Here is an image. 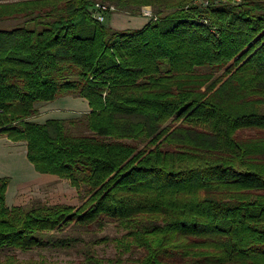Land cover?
I'll return each instance as SVG.
<instances>
[{
    "label": "trees",
    "instance_id": "16d2710c",
    "mask_svg": "<svg viewBox=\"0 0 264 264\" xmlns=\"http://www.w3.org/2000/svg\"><path fill=\"white\" fill-rule=\"evenodd\" d=\"M97 2L0 0L16 22L0 29V137L84 199L8 207L0 178V250L74 246L55 234L111 221L138 264H264V0H101L152 9L129 30L98 22ZM68 95L84 121L32 120Z\"/></svg>",
    "mask_w": 264,
    "mask_h": 264
},
{
    "label": "rangeland",
    "instance_id": "374dc122",
    "mask_svg": "<svg viewBox=\"0 0 264 264\" xmlns=\"http://www.w3.org/2000/svg\"><path fill=\"white\" fill-rule=\"evenodd\" d=\"M98 2L103 3L101 0ZM105 4L114 6L108 2ZM113 13H116V7L115 11L108 16H112ZM15 24L16 22H5L0 24V29L9 28ZM111 24H113L112 19ZM37 108L39 114L32 120L40 123L52 118L67 121L79 118L83 120L84 115L89 112L87 101L71 95L63 96L51 103L38 104ZM261 110L264 113V107ZM67 130L77 135L91 134L80 122L74 125L67 124ZM6 141L5 138L0 137V178L11 179L5 199L8 207L23 206L30 209L38 204H59L80 208L83 205L84 199L68 180L41 174L35 170L33 164L27 159L24 143L11 144ZM123 234L124 231L117 228L116 223L111 221H107L102 229L95 225L88 230L70 226L57 232L54 238L64 240L75 237L77 241L74 246L48 243L43 247L27 251L4 248L0 250V264H87L85 243L88 241L92 242V249L96 257L103 260V264H138L137 259L141 257L142 251L120 253L116 240Z\"/></svg>",
    "mask_w": 264,
    "mask_h": 264
},
{
    "label": "crops",
    "instance_id": "0c3cea01",
    "mask_svg": "<svg viewBox=\"0 0 264 264\" xmlns=\"http://www.w3.org/2000/svg\"><path fill=\"white\" fill-rule=\"evenodd\" d=\"M111 19L113 20V24H111ZM108 21V22H107ZM149 22L148 17L143 15L139 17H130L125 14H113L112 16H108L106 21V25L117 29V30H129V29H141ZM89 108V107H88ZM6 139V138H5ZM8 143H13L6 139Z\"/></svg>",
    "mask_w": 264,
    "mask_h": 264
},
{
    "label": "built area",
    "instance_id": "2783aa9c",
    "mask_svg": "<svg viewBox=\"0 0 264 264\" xmlns=\"http://www.w3.org/2000/svg\"><path fill=\"white\" fill-rule=\"evenodd\" d=\"M115 11L114 6L106 5L105 3L97 2L94 6V17L98 22L104 23L108 15ZM142 15L148 17L149 19H156L152 13L150 7H144Z\"/></svg>",
    "mask_w": 264,
    "mask_h": 264
}]
</instances>
